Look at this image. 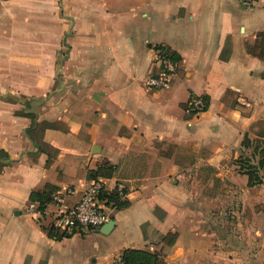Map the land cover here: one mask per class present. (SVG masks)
<instances>
[{
  "label": "crops",
  "instance_id": "crops-1",
  "mask_svg": "<svg viewBox=\"0 0 264 264\" xmlns=\"http://www.w3.org/2000/svg\"><path fill=\"white\" fill-rule=\"evenodd\" d=\"M158 46L177 69L151 90ZM96 179L127 206L106 233L57 238V212ZM127 249L264 264V0H0V264Z\"/></svg>",
  "mask_w": 264,
  "mask_h": 264
},
{
  "label": "built area",
  "instance_id": "built-area-1",
  "mask_svg": "<svg viewBox=\"0 0 264 264\" xmlns=\"http://www.w3.org/2000/svg\"><path fill=\"white\" fill-rule=\"evenodd\" d=\"M244 7H251L256 0H237ZM153 66L155 70L151 71L146 79L145 85L151 90H161L168 88L173 75L177 69V62L171 58L168 50L163 46L155 47L153 53ZM207 107V100L201 95H193L187 101L185 109L191 114H198ZM123 198V187L119 186L116 190ZM104 186L100 180H92L85 188L80 199L71 207H63L57 212L53 228L63 232L85 228H99L111 219L112 209L115 208L103 195ZM55 200L62 202V196H56ZM117 264H123L122 259Z\"/></svg>",
  "mask_w": 264,
  "mask_h": 264
},
{
  "label": "trees",
  "instance_id": "trees-1",
  "mask_svg": "<svg viewBox=\"0 0 264 264\" xmlns=\"http://www.w3.org/2000/svg\"><path fill=\"white\" fill-rule=\"evenodd\" d=\"M173 60L176 61V59L174 58ZM248 184L250 185L251 182L249 181ZM100 197L106 198L107 202L111 203L117 209L125 207L128 204V201L121 199L117 191L111 194L104 193ZM54 230L57 231L56 229ZM49 233L52 234L50 231ZM69 234L70 233L63 232L62 234H53V235H55L58 238L62 235H69ZM156 257H157L156 254H152V253L145 252L142 250H135V249H127L121 255L123 264H146V263H149L152 258L156 259Z\"/></svg>",
  "mask_w": 264,
  "mask_h": 264
},
{
  "label": "water",
  "instance_id": "water-1",
  "mask_svg": "<svg viewBox=\"0 0 264 264\" xmlns=\"http://www.w3.org/2000/svg\"><path fill=\"white\" fill-rule=\"evenodd\" d=\"M113 225H114V220L110 219L108 222L100 226L99 229L101 232L106 233L113 227Z\"/></svg>",
  "mask_w": 264,
  "mask_h": 264
},
{
  "label": "rangeland",
  "instance_id": "rangeland-1",
  "mask_svg": "<svg viewBox=\"0 0 264 264\" xmlns=\"http://www.w3.org/2000/svg\"><path fill=\"white\" fill-rule=\"evenodd\" d=\"M218 183V182H217ZM223 186H219L218 188H222Z\"/></svg>",
  "mask_w": 264,
  "mask_h": 264
}]
</instances>
